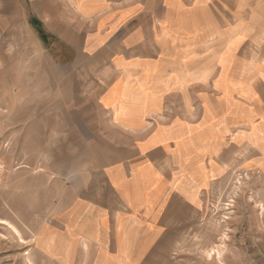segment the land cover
<instances>
[{
  "label": "crops",
  "instance_id": "0c3cea01",
  "mask_svg": "<svg viewBox=\"0 0 264 264\" xmlns=\"http://www.w3.org/2000/svg\"><path fill=\"white\" fill-rule=\"evenodd\" d=\"M21 22L43 79L0 69V130L68 120L90 153L38 230L46 263L159 264L232 158L264 170V0H0V41Z\"/></svg>",
  "mask_w": 264,
  "mask_h": 264
},
{
  "label": "rangeland",
  "instance_id": "374dc122",
  "mask_svg": "<svg viewBox=\"0 0 264 264\" xmlns=\"http://www.w3.org/2000/svg\"><path fill=\"white\" fill-rule=\"evenodd\" d=\"M20 25L25 38L0 41L5 48L0 69L12 82L22 73L43 79L33 69L23 72L35 59L29 55L25 25ZM45 58L37 62L54 65L52 57ZM27 104L15 110L26 111ZM5 123L0 130V220L11 222L20 235L0 225V264H49L36 250L37 233L60 211L61 186L64 197L67 190L73 192L78 166L90 156L83 150L87 137L67 134L72 131L68 120L64 134L55 118L51 130L48 121ZM236 160L198 201L196 213L187 215L185 224L174 225V246L159 264H264V170L242 169ZM62 176L64 184H54Z\"/></svg>",
  "mask_w": 264,
  "mask_h": 264
},
{
  "label": "bare ground",
  "instance_id": "6f19581e",
  "mask_svg": "<svg viewBox=\"0 0 264 264\" xmlns=\"http://www.w3.org/2000/svg\"><path fill=\"white\" fill-rule=\"evenodd\" d=\"M0 225H5L6 227H8V228H10V229H12L14 232H16L17 234H19V232H18V230L16 229V227L13 225V224H11V222H8V221H5V220H0ZM20 235V234H19ZM22 239V238H21ZM22 242H24L23 240H22ZM214 251V250H213ZM216 252H217V250H216ZM215 252V253H216ZM211 253H212V251H211ZM219 253H220V251H219ZM209 254V253H208ZM218 254V253H217ZM212 255V254H211ZM217 257H218V255H217ZM32 264V263H31Z\"/></svg>",
  "mask_w": 264,
  "mask_h": 264
}]
</instances>
